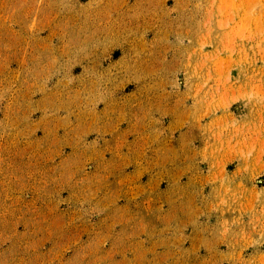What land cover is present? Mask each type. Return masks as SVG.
<instances>
[{"label":"rangeland","instance_id":"rangeland-1","mask_svg":"<svg viewBox=\"0 0 264 264\" xmlns=\"http://www.w3.org/2000/svg\"><path fill=\"white\" fill-rule=\"evenodd\" d=\"M0 264H264V0H0Z\"/></svg>","mask_w":264,"mask_h":264}]
</instances>
